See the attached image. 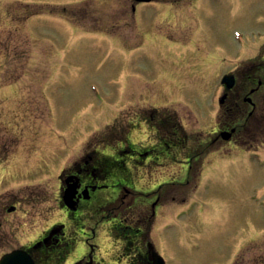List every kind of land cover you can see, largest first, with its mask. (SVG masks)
Segmentation results:
<instances>
[{"label":"rangeland","instance_id":"obj_1","mask_svg":"<svg viewBox=\"0 0 264 264\" xmlns=\"http://www.w3.org/2000/svg\"><path fill=\"white\" fill-rule=\"evenodd\" d=\"M132 2L0 0V173H4L7 180L0 187L2 200L12 199L15 193H19L20 198L27 194L41 195L45 188L48 204H38L35 208L42 210L50 205V216L59 217L55 215L58 174L69 159L64 157L63 150L62 158L55 157V149L64 145L58 140L63 136L72 141L78 135L102 128L104 121L98 120L89 109L99 110L119 101L121 87L154 102L170 99L171 95L155 93L152 88L154 78L169 59L186 58L180 67L187 69V78L197 80L201 90L180 94L178 100L182 96L200 109L201 126L195 130L212 131L216 109L214 90L210 86L219 72L217 76L210 75L208 64L205 68L196 63L194 57L201 55L202 60L204 55L216 52L221 55L218 61L222 62L255 55L252 51L245 53L252 39H257L260 31H264V0H194L193 8L174 11L168 15V20L158 13L164 15L165 8L180 7L182 1L139 2L136 18L143 19L141 28L150 26L158 30L151 34L146 49L131 44L133 53L122 45L124 42L119 41L116 33L102 26L111 22H135L131 14L119 13L123 5L130 6ZM27 5L44 8L26 18L23 11ZM76 6L85 9L79 12ZM200 6L206 9L201 10ZM64 7L69 12L79 13L75 21L87 20L85 28L67 18ZM125 26H120L121 30L125 29L119 35L126 36L128 43L142 37L141 31L135 34L127 23ZM162 29L167 32H161ZM236 29L243 41L234 40ZM238 64L244 67L242 61ZM195 67L201 71L200 75L192 74ZM221 67L238 66L232 63ZM177 75L180 76L178 70ZM168 81L165 79L164 83ZM129 101L125 93L119 105ZM186 117L189 121L182 118V122L192 128V123L197 121L191 114ZM202 130L201 142L207 146V138L217 134ZM196 140L200 139L196 137ZM225 143L221 139L213 146H225ZM8 154L10 160L3 164L1 159ZM28 157L30 162L25 164ZM208 165L206 176L203 177L204 171L200 176V170L194 168L190 171L191 183L183 187L175 185L174 199L189 196L174 202L169 210L165 208L168 226L160 231L161 236L166 237L158 240V248L168 264H222L231 259L234 252L236 254L239 239L247 238L251 249L243 254L241 264H264V160L229 142L216 151ZM4 166L9 168L6 172ZM183 171L182 163H175L170 174L176 178ZM164 176L166 174H157L146 182L153 185ZM200 177L203 179L196 191ZM16 206L24 208L22 201ZM15 214H23V209ZM97 241L100 243L99 238Z\"/></svg>","mask_w":264,"mask_h":264},{"label":"flooded vegetation","instance_id":"obj_2","mask_svg":"<svg viewBox=\"0 0 264 264\" xmlns=\"http://www.w3.org/2000/svg\"><path fill=\"white\" fill-rule=\"evenodd\" d=\"M252 53L244 67L227 70L234 74L235 85L224 89L219 127L235 128L234 141L264 150V40ZM142 124L148 127L146 144L135 135ZM111 126L107 134L75 140L65 148L70 152L59 172V218L50 216V205L35 208L48 202L44 187L41 195L20 198L15 193L8 201L0 193V257L24 249L36 264H158L153 253L162 237L161 217L173 201L175 185L189 183L190 169L201 172L204 151L179 147L187 134L170 109L122 110ZM175 163L188 170L186 179L170 174ZM157 174L166 176L148 185ZM70 177L69 183H76L72 209L64 204L62 193ZM5 180L3 174L1 184ZM18 201L24 208L16 206ZM19 209L23 214H15ZM101 229L107 257L97 253L95 238ZM243 259L241 253L235 262L222 264H241Z\"/></svg>","mask_w":264,"mask_h":264},{"label":"water","instance_id":"obj_3","mask_svg":"<svg viewBox=\"0 0 264 264\" xmlns=\"http://www.w3.org/2000/svg\"><path fill=\"white\" fill-rule=\"evenodd\" d=\"M0 264H33V261L23 252H14L7 254Z\"/></svg>","mask_w":264,"mask_h":264},{"label":"bare ground","instance_id":"obj_4","mask_svg":"<svg viewBox=\"0 0 264 264\" xmlns=\"http://www.w3.org/2000/svg\"><path fill=\"white\" fill-rule=\"evenodd\" d=\"M22 150V149H21ZM33 157L35 158L36 157V155L34 154L33 155ZM30 162V158L28 157L27 159H26V163L25 164H28ZM33 164L35 163L36 164V162H32Z\"/></svg>","mask_w":264,"mask_h":264}]
</instances>
